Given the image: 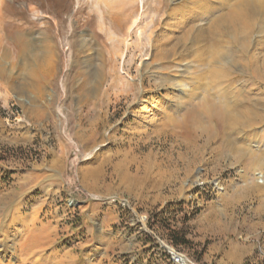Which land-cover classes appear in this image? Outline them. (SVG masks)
<instances>
[{
    "label": "rangeland",
    "instance_id": "1",
    "mask_svg": "<svg viewBox=\"0 0 264 264\" xmlns=\"http://www.w3.org/2000/svg\"><path fill=\"white\" fill-rule=\"evenodd\" d=\"M261 131L264 0H0V264H264Z\"/></svg>",
    "mask_w": 264,
    "mask_h": 264
},
{
    "label": "crops",
    "instance_id": "2",
    "mask_svg": "<svg viewBox=\"0 0 264 264\" xmlns=\"http://www.w3.org/2000/svg\"><path fill=\"white\" fill-rule=\"evenodd\" d=\"M263 139H264V131H261L258 134V141L260 142L261 155H260V158H257L258 161H256V164H259L261 166L260 169H262V171L264 169L263 168V166H264V144L262 143ZM45 176H54V175H45ZM57 176H61L59 172L57 173ZM213 208H215L214 205H211L210 209L212 210ZM154 245H156V243H153L152 246H150L147 243H145V246H143L144 250L150 251L147 259H148V261H150V263H153L154 259L157 262V264H159V261H161V263H163L164 262V258L162 257V255L164 254V252L162 251V248H160V247L153 248ZM238 250H239V247H238ZM155 252H156V254H155ZM150 255L153 256L154 258L150 259V257H149ZM232 259H237V257L233 256Z\"/></svg>",
    "mask_w": 264,
    "mask_h": 264
},
{
    "label": "bare ground",
    "instance_id": "3",
    "mask_svg": "<svg viewBox=\"0 0 264 264\" xmlns=\"http://www.w3.org/2000/svg\"><path fill=\"white\" fill-rule=\"evenodd\" d=\"M34 242V241H33ZM34 244H35V242H34ZM178 258H179V260H178V262H180V263H182V264H186L185 262V260L183 259V258H180L179 256H178Z\"/></svg>",
    "mask_w": 264,
    "mask_h": 264
},
{
    "label": "built area",
    "instance_id": "4",
    "mask_svg": "<svg viewBox=\"0 0 264 264\" xmlns=\"http://www.w3.org/2000/svg\"><path fill=\"white\" fill-rule=\"evenodd\" d=\"M172 260H174L178 264H182V263L178 262V260H179L178 258L173 257Z\"/></svg>",
    "mask_w": 264,
    "mask_h": 264
}]
</instances>
